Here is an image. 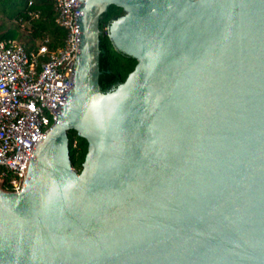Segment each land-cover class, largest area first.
Wrapping results in <instances>:
<instances>
[{
	"label": "water",
	"instance_id": "water-1",
	"mask_svg": "<svg viewBox=\"0 0 264 264\" xmlns=\"http://www.w3.org/2000/svg\"><path fill=\"white\" fill-rule=\"evenodd\" d=\"M82 1L59 121L23 190L0 189V264H264V0ZM111 5L138 63L103 92Z\"/></svg>",
	"mask_w": 264,
	"mask_h": 264
},
{
	"label": "built area",
	"instance_id": "built-area-1",
	"mask_svg": "<svg viewBox=\"0 0 264 264\" xmlns=\"http://www.w3.org/2000/svg\"><path fill=\"white\" fill-rule=\"evenodd\" d=\"M82 5V0H56V22L67 37L55 51L47 39L31 52L14 40L0 41V189L5 192L23 190L38 145L68 100L81 43Z\"/></svg>",
	"mask_w": 264,
	"mask_h": 264
},
{
	"label": "trees",
	"instance_id": "trees-1",
	"mask_svg": "<svg viewBox=\"0 0 264 264\" xmlns=\"http://www.w3.org/2000/svg\"><path fill=\"white\" fill-rule=\"evenodd\" d=\"M124 14L122 8L111 5L99 20V84L103 92L125 82L138 63L135 58L115 50L108 36L110 23ZM57 17L56 0H0V41L14 40L31 52L47 39L50 51H55L64 46L67 37L66 29L57 24ZM68 136L71 164L80 172L88 152V142L75 131ZM75 139L78 141L76 147L73 146Z\"/></svg>",
	"mask_w": 264,
	"mask_h": 264
}]
</instances>
